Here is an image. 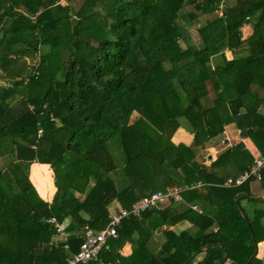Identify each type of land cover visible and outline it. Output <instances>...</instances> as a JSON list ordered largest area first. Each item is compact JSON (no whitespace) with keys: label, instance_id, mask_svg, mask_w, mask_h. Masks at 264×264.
<instances>
[{"label":"trees","instance_id":"16d2710c","mask_svg":"<svg viewBox=\"0 0 264 264\" xmlns=\"http://www.w3.org/2000/svg\"><path fill=\"white\" fill-rule=\"evenodd\" d=\"M62 1L0 0V264H68L111 204L167 187L182 203L123 219L78 264H264V201L251 180L222 186L253 156L242 142L199 156L228 125L264 156V0ZM179 129L191 145L173 142Z\"/></svg>","mask_w":264,"mask_h":264},{"label":"built area","instance_id":"2783aa9c","mask_svg":"<svg viewBox=\"0 0 264 264\" xmlns=\"http://www.w3.org/2000/svg\"><path fill=\"white\" fill-rule=\"evenodd\" d=\"M225 141H222L224 145ZM264 169V156L257 155L253 158V162L249 169L235 178H227L223 183V187H238L243 183L251 181H261V172ZM200 186V185H198ZM185 190L180 187L167 188L165 191L155 192L149 196L141 198L129 209L118 208L112 210L110 214V221L108 225L100 231H93L86 228L82 238L79 251L76 254H72L68 259V264L87 263L92 260H96L102 247H104L108 238H114L117 235V226L123 219L127 218H140L142 213L148 210H162L165 205L171 203V201L180 202L181 192ZM193 210H197L201 213L196 206H191ZM50 222H53L50 220ZM64 226H57V239L59 241H66L67 234L64 232ZM64 249H68L65 245Z\"/></svg>","mask_w":264,"mask_h":264},{"label":"crops","instance_id":"0c3cea01","mask_svg":"<svg viewBox=\"0 0 264 264\" xmlns=\"http://www.w3.org/2000/svg\"><path fill=\"white\" fill-rule=\"evenodd\" d=\"M248 28L246 27V32L247 33H249V31H250V29H248ZM226 53H230V52H226ZM219 137H221V141L220 142L225 141L224 144L226 146H228V147H232V146L238 144L239 142H242L245 145V148L253 156V158L255 156L259 155L258 154V151L256 150V148L253 145V143L249 139H242L240 137V135H239V130H237L234 125H228V126H226L223 134L221 136H219ZM192 141H193V136L191 134H189L188 132H186L185 130H183V129H179L176 132V134H175V136L173 138V142L175 144L183 143V144L189 146V145L192 144ZM207 145H209V144H207ZM211 146L213 147V145H210V147ZM206 150H208V153H207V156H206L207 157V161H205V164L208 165L212 161H214L218 157V155L220 153H217V155H212L210 152H213L215 150L214 148H209V149L206 148ZM233 174H235V173H233ZM233 176L234 175H230L228 178H234ZM238 176H240V174H238ZM238 176H236V177H238ZM167 188H174V187H167ZM249 191H250V194H251L252 198H254V199L258 198V199L264 201V189L261 186V182H259V181H252L249 184ZM51 201H52V199H50L48 202H51ZM182 201L183 200L181 199V201L180 202H177V203H182ZM170 204L171 203H169L166 207H168ZM242 204L245 205V206H247V210H251L250 209V206H249L250 205L249 203L243 201ZM166 207H164V208H166ZM117 208H118V204L117 203H113L110 206V209L111 210H113V209L116 210ZM197 208L201 211V209L198 206H197ZM201 213H202V211H201ZM201 213H199V214H201ZM179 224H181V223H179ZM182 224H185V225L187 224L185 229H188L189 227H191L190 224L187 223V222H182ZM168 229H173V227H169ZM185 229H183V230H185ZM257 249H258L257 250L258 257L261 258V259H264V241L258 244V248ZM130 253H131V250H130V246L129 245H126L123 248V250L121 251V254L123 256H128V255H130Z\"/></svg>","mask_w":264,"mask_h":264},{"label":"rangeland","instance_id":"374dc122","mask_svg":"<svg viewBox=\"0 0 264 264\" xmlns=\"http://www.w3.org/2000/svg\"><path fill=\"white\" fill-rule=\"evenodd\" d=\"M82 1L83 0H68V1H62V4L66 5L67 3H70L73 7L78 8ZM185 11H192V8L190 6H188V7H186ZM199 18H200L199 21H195L194 26H192L189 29L185 30V37L180 40V44L182 45V47H186L188 45L189 42H187V41L189 39L191 40V43H193L194 45L198 44L199 38H198V34L196 32V28L198 27V25L201 23V21L203 19V18L201 19V17H199ZM244 30H246V27H244ZM244 30H243V35L245 36L247 32L246 31L244 32ZM226 57H227L228 60L232 59V55L230 53H226ZM28 62L32 63V60H28ZM221 77H222V75L219 74V78H221ZM2 83L3 82L0 80V84H2ZM260 110L263 111V113H264V109L263 108H260ZM136 117H137L136 113L132 114L131 121H133ZM220 141H221V137H218L217 139H215V142L212 144L213 147L212 146L210 147V144H209V145L205 146V149L206 148H208V149L209 148H214L216 151L214 150L215 152L213 151V152H210V153L212 155H217V153H221V152L227 150L228 148H231V147L226 146L225 144L223 145L222 142H220ZM205 149H204V151L202 150L199 153L200 158L203 159V160H206V156H207V153H208V150H205ZM7 164H8V160L6 158L0 159V167L4 168ZM37 193H38V191H37ZM39 196L42 197L40 194H39ZM173 202H175V201H173ZM167 205H165L164 207H166ZM253 205L256 208L264 206L263 204H260V203H256V204H253ZM250 206H251V204H250ZM254 206H253V208H254ZM118 208H119V206H118ZM196 208H197V206H196ZM194 211L197 212V210H194ZM186 225L181 223L178 226H175V228H173V229H174V231L179 232V231L185 229ZM153 237H154L153 239L155 240L157 245L160 244L162 242V240H163V236L161 234H157L156 233Z\"/></svg>","mask_w":264,"mask_h":264}]
</instances>
